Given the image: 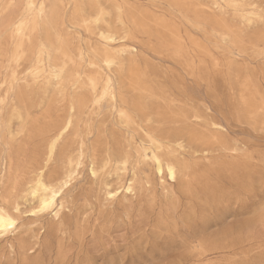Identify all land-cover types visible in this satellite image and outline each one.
Wrapping results in <instances>:
<instances>
[{
    "label": "rangeland",
    "instance_id": "1",
    "mask_svg": "<svg viewBox=\"0 0 264 264\" xmlns=\"http://www.w3.org/2000/svg\"><path fill=\"white\" fill-rule=\"evenodd\" d=\"M0 207V264H264V0H0Z\"/></svg>",
    "mask_w": 264,
    "mask_h": 264
},
{
    "label": "bare ground",
    "instance_id": "2",
    "mask_svg": "<svg viewBox=\"0 0 264 264\" xmlns=\"http://www.w3.org/2000/svg\"><path fill=\"white\" fill-rule=\"evenodd\" d=\"M32 5L33 4L30 3V6H32ZM91 21H93V20H91ZM92 24H94V23L92 22ZM128 32H129V30H128ZM54 34L55 33H53V35ZM128 35H129V33H128ZM55 36L60 38V36H58V34L55 35ZM126 39H127V37H126ZM104 48H106V47L104 46ZM65 54H67V53H65ZM78 56H79V54H78ZM79 60H80V58H79ZM105 64H104L105 66H109L111 64V62H106ZM111 66H109V67H111ZM91 68H92V66H91ZM61 75H60V79H61ZM54 78H56V77H54ZM90 83L93 84V80L92 79H90ZM103 94L104 95L107 94L110 97L114 98L113 97V92H112L111 80H110L109 77H107V79H106L105 86L103 88ZM121 115H123V114H121ZM145 120H147V119H145ZM54 147H55V143H53L52 147L50 148V152L51 153L53 152ZM153 158H154V156H153ZM81 160H82V151L80 149H78V152H77L76 155L67 156L66 164H67V167H68L69 171L63 177L57 178L55 180L56 182L50 181V180H46L44 178V176L42 175V173L38 174L37 179L35 180L34 186L29 188V196H30V198L32 200H35L38 203V210L36 212H39V213L54 212V214H53L54 216L56 215V213L59 212V210L61 209V202H62V196H61L62 195V190L64 188H66L70 184L72 176H73L72 174L75 173V171L77 170V168L81 164ZM154 166H155V173L157 174V176L159 178L162 179L163 175H165L168 178L169 181H171V182H176L177 181V179H178V170H177V168H176V166L174 164H169V165L164 166L158 159H154ZM103 167H105V166L103 165ZM90 171H91L90 173H92L93 175L96 174L94 172L93 168H91ZM93 175H92V177H93ZM132 185L133 184H132L131 180H129L127 183H125L124 186H120L118 188H113L112 189L109 185H106V189H105L106 190V198L108 200H112L118 195V193L120 191H123L124 193H130L132 191ZM15 210L18 211V207H16ZM31 212H33V211H31ZM15 224H16V220L3 207H0V238H3L6 235H8L11 232V230L13 231V229L15 228Z\"/></svg>",
    "mask_w": 264,
    "mask_h": 264
}]
</instances>
